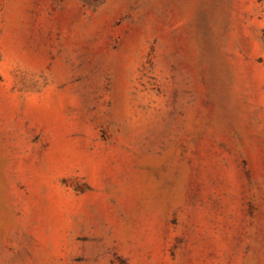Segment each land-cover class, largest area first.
I'll use <instances>...</instances> for the list:
<instances>
[{
	"label": "rangeland",
	"instance_id": "1",
	"mask_svg": "<svg viewBox=\"0 0 264 264\" xmlns=\"http://www.w3.org/2000/svg\"><path fill=\"white\" fill-rule=\"evenodd\" d=\"M0 264H264V0H0Z\"/></svg>",
	"mask_w": 264,
	"mask_h": 264
}]
</instances>
